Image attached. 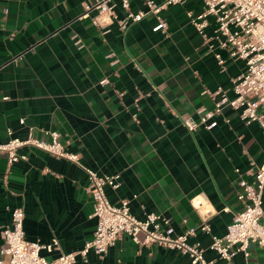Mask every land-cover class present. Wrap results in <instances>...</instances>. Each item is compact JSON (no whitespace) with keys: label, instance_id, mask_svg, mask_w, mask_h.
<instances>
[{"label":"crops","instance_id":"crops-1","mask_svg":"<svg viewBox=\"0 0 264 264\" xmlns=\"http://www.w3.org/2000/svg\"><path fill=\"white\" fill-rule=\"evenodd\" d=\"M91 1L0 0V141L9 137L8 127L10 136L45 140L47 131L56 130L80 164L120 174L117 187L105 186L111 203L127 198L138 218L150 211L168 216L175 232L195 226L188 241H198L206 258L220 261L199 224L206 217L210 232L222 235L242 209L238 180L250 181L263 161L264 131L229 105L214 115L211 128L198 124L190 131L182 120H198L199 107L213 108L219 93L212 92L219 88L232 96V78L244 71L245 61L229 54L230 45L218 44L213 16L204 29L208 39L190 22L187 12L201 11L202 0L170 3L157 12L145 0H127V8L110 0L115 17L96 8L84 13ZM128 10L144 14L121 28L118 21ZM98 14L101 24L93 21ZM158 17L166 26L154 29ZM17 152L26 158L10 163L0 152V245L2 227L20 206L27 239H58L42 255L80 248L96 225L84 168L32 145ZM248 249L247 256L236 252L234 262L264 264L262 247L250 243ZM72 264L189 259L120 233L102 256L89 250L86 260L77 255Z\"/></svg>","mask_w":264,"mask_h":264},{"label":"built area","instance_id":"built-area-1","mask_svg":"<svg viewBox=\"0 0 264 264\" xmlns=\"http://www.w3.org/2000/svg\"><path fill=\"white\" fill-rule=\"evenodd\" d=\"M109 1L85 2L84 13L96 8L99 14L115 17ZM183 1L185 0H162L161 3H156L154 0H145V3L151 11L157 12L167 4ZM202 1L201 11L187 12L190 22L205 39H208L204 29L209 23L208 17L213 16L214 35L218 44L230 45L229 54L242 58L245 61V69L232 78V96L219 88L212 92V95L219 93L213 108L199 107L198 120L186 116L182 121L190 131L198 124L211 128L217 122L213 118L214 115L221 111L223 105H229L238 109L241 118L246 122L257 121L264 131V0ZM122 5L127 8L128 1L122 0ZM99 14L93 17L96 24L103 23V20L99 19ZM143 14V11L128 10L126 16L118 21L120 27L125 28L128 20H138ZM165 26L166 21L158 17V22L153 28ZM78 41L79 39H76V42ZM215 56L220 63L223 61L219 53H215ZM106 80L104 77L99 82L104 83ZM20 122H23V118H20ZM6 130L9 137L5 141H0V152L6 153L9 163L25 159L26 154L18 153L17 149L23 145H32L57 157L74 161L84 168L88 177L86 189L92 196V214L96 218V225L92 236L86 239L80 248L62 251L54 258H47L40 250L44 248L50 251L58 246V239L53 237L46 243L27 239L23 229V209L20 206L14 207L11 210L10 224L1 229L0 264H72L77 255L86 260L89 250L102 256L120 233H127L139 244L156 243L177 249L188 256L189 264H237L233 260L234 254L241 251L247 256L250 243H256L264 250V157L256 169L251 171L250 181L244 178L238 180L240 189L236 196L243 206L233 214L225 232L222 235L211 233L206 217L199 224L203 231L210 233L209 247L216 252L220 260L216 261L213 258H206L204 249L198 241H188L189 235L195 233V226L190 225L184 231L175 232L168 216L150 211L143 218H138L131 213L127 198H122L119 204L111 203L106 195L105 186L117 187L120 183V174H100L80 164L79 154L64 148L56 130L47 131L50 135L49 140L30 135L25 138L10 136L12 130L9 127Z\"/></svg>","mask_w":264,"mask_h":264}]
</instances>
